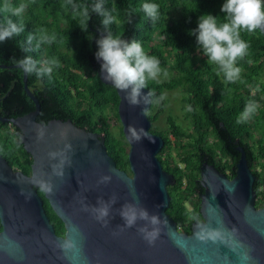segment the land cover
<instances>
[{
	"label": "water",
	"instance_id": "95a60500",
	"mask_svg": "<svg viewBox=\"0 0 264 264\" xmlns=\"http://www.w3.org/2000/svg\"><path fill=\"white\" fill-rule=\"evenodd\" d=\"M104 76L100 67L102 81L112 84ZM24 87L36 107L18 116L0 114V120L20 128L24 148L33 158L31 173H25L0 153V264H264V201L257 204L256 174L242 145L237 146L240 157L233 177L204 156L203 219L193 221L187 232L167 212L168 186L176 179L159 158L165 138L151 129L153 96L148 86L142 90L147 102L142 98L138 106L130 105L117 89L131 172L117 166L104 133L71 118L38 120L41 103L25 73ZM130 126L147 135L133 141ZM51 152L59 155L52 158ZM103 176L110 181L100 183ZM39 187L63 220L64 234L51 222ZM113 196L116 202L105 224L96 219L94 209L100 206L98 200L108 202ZM128 203L158 215V234L152 243L138 231L144 221L124 227L119 213Z\"/></svg>",
	"mask_w": 264,
	"mask_h": 264
},
{
	"label": "trees",
	"instance_id": "16d2710c",
	"mask_svg": "<svg viewBox=\"0 0 264 264\" xmlns=\"http://www.w3.org/2000/svg\"><path fill=\"white\" fill-rule=\"evenodd\" d=\"M4 2L0 0V7ZM8 2L13 6L20 3L27 5L23 14L26 26L19 36L0 43V64H6L5 67L0 66V114L18 116L36 107L25 90L24 72L17 67L13 58L18 60L25 55H32L37 60L55 58L60 66L54 69L51 79L48 76L38 78L35 74L28 75L29 87L41 103L38 120L47 122L51 118H71L80 126L104 133L108 152L117 166L131 172L129 143L123 128L120 136H115L109 123L101 116L105 114L106 107L112 104L119 117L120 100L117 88L102 81L100 64L95 57L96 40L102 34H107L101 25L102 17L92 13L85 32L79 27L80 17L73 16L67 0ZM74 2L90 5L95 0ZM145 2L160 6V17L155 23L141 9ZM223 3L224 0H104L105 7L116 17L109 29L112 34L139 41L148 55L159 59L162 73L169 75L163 80L152 79L147 82L153 96L150 110L154 108L153 100L164 89L177 86L185 88L184 98L191 102L189 106L192 110L188 111V115L193 119L196 132L182 129L171 115L168 116V122L171 132L176 136L175 141L168 132L155 129L165 138L159 158L164 168L172 172L176 179L168 186L171 201L167 212L176 220L178 227L187 232L192 231L193 221L203 219L200 202L204 187L200 181V166L204 156L222 172L233 177L236 173L235 164L240 157L237 146L242 145L256 174L254 186L258 194L257 204L261 205L264 201V82L260 80L264 74V33L259 28L252 32H240L241 39L249 47L247 54L236 61L241 73L235 82L226 81L219 66L200 55L202 50H198L200 46L196 36L189 34L190 30L197 28L198 18L203 14L210 13L217 16L219 22H224L225 14L221 12ZM174 12H179V18L172 17ZM5 15L0 11V24L4 22ZM11 18L14 21L17 19ZM30 32L47 33L56 39L50 45H41L38 51L26 53L21 47ZM149 48H155V51L149 54ZM260 85H263L262 89ZM249 101H255L258 105L256 112L251 115L253 119L250 117L246 122L237 123ZM161 105L163 107L164 103ZM149 116L153 121L158 113H149ZM256 129L260 133L257 138ZM20 134V128L0 120V153L15 168L31 173L33 158L24 148ZM211 136L217 139L216 146L210 142ZM173 146L177 147V157L171 151ZM258 163L262 166L261 170L257 168ZM38 191L44 198L56 231L64 234L63 220L54 211L44 190L39 187ZM187 202L192 204L191 208H188Z\"/></svg>",
	"mask_w": 264,
	"mask_h": 264
},
{
	"label": "clouds",
	"instance_id": "9594fccd",
	"mask_svg": "<svg viewBox=\"0 0 264 264\" xmlns=\"http://www.w3.org/2000/svg\"><path fill=\"white\" fill-rule=\"evenodd\" d=\"M67 4L71 6L73 16L80 17L79 27L85 32L88 30V21L92 13L102 17L101 25L107 34L96 40L95 57L101 61L100 67L105 74V80L123 92L130 105L138 106L142 98L147 102L146 97H142V90L147 87L149 80L156 79L161 74L159 59L148 55L139 41L126 40L119 35L112 34L109 29L116 17L112 11L105 7L104 0H95L90 5H79L74 0H67ZM26 8L27 5L24 3L13 6L8 0H5L0 7V11L6 14L4 22L0 24V43L19 36L25 31L23 14ZM141 9L153 23L160 17V6L157 3L145 2L141 5ZM221 12L225 14L224 22H219L218 17L210 13L203 14L198 18L197 28L190 30L189 34L196 36L197 44L203 55L210 63L219 66L225 80L235 82L240 78L241 73V68L236 65V61L247 54L249 47L248 43L241 39L240 32L242 30L252 32L258 28L264 30V0H224ZM11 17L17 19L14 21ZM129 23H131V13H129ZM55 39L54 35L47 33L33 34L30 32L27 35L26 43L21 48L24 52L31 53L38 51L41 45L52 44ZM13 59L17 67L22 69L26 75L35 74L38 78L48 76L51 79L54 69L60 66L59 61L55 58L37 60L32 55H25L18 60ZM257 108L258 105L255 101H249L237 119V123L246 122ZM191 110V106H189L188 111ZM128 131L130 139L133 141L140 140L141 135H147L143 129L138 132L133 126H130ZM58 155L57 152L49 153L52 158ZM63 163L64 161L61 160V165ZM56 174L61 173L57 172ZM110 179L109 176H103L100 178V183H107ZM115 202V196L111 197L108 202L98 200L100 206L94 209L97 213L96 219L105 224L108 223L110 207ZM119 214L124 220V227L131 228L137 226V221H144L145 223L138 228V231L149 243L154 241L158 234V229L155 226L160 223L157 214H150L146 208L134 203L122 205ZM149 226H152L151 230Z\"/></svg>",
	"mask_w": 264,
	"mask_h": 264
},
{
	"label": "rangeland",
	"instance_id": "374dc122",
	"mask_svg": "<svg viewBox=\"0 0 264 264\" xmlns=\"http://www.w3.org/2000/svg\"><path fill=\"white\" fill-rule=\"evenodd\" d=\"M173 18H179V12H174L172 15ZM148 53L151 54L155 51V48H149ZM198 50H201L200 48ZM203 56L202 53H200ZM168 74H163L161 72L160 75L157 76V80H163L168 78ZM260 80L264 82V74L260 76ZM260 88H263V85H260ZM186 95L185 88L181 86H177L173 89H164L161 95H158L154 100V108L150 110L149 113H158L156 119L152 121V131L155 132V129H160L163 131L168 132L170 138L175 141L176 136L174 133L171 132L168 122V116L171 115L175 119V121L181 125L182 129L187 132H196L197 128L193 124V119L188 115V107L191 105V102L185 100L184 96ZM162 103L164 106L162 107ZM107 123L110 125V129L114 133L115 136H120V131L123 128L122 122L116 113V109L114 105L110 104L105 109V114L101 115ZM250 119H253L252 117ZM255 138L259 136V131L256 129L255 131ZM188 140V138H186ZM210 142L217 145L218 141L215 137H210ZM171 151L174 156L177 155V147L173 146ZM258 170H261L262 166L258 163L257 165ZM188 208H191V203L187 202Z\"/></svg>",
	"mask_w": 264,
	"mask_h": 264
},
{
	"label": "flooded vegetation",
	"instance_id": "af4514ba",
	"mask_svg": "<svg viewBox=\"0 0 264 264\" xmlns=\"http://www.w3.org/2000/svg\"><path fill=\"white\" fill-rule=\"evenodd\" d=\"M8 122V121H7ZM9 124H11V125H14V124H12L11 122H8ZM13 130V129H12Z\"/></svg>",
	"mask_w": 264,
	"mask_h": 264
}]
</instances>
